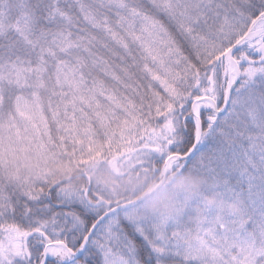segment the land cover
Returning a JSON list of instances; mask_svg holds the SVG:
<instances>
[{"label":"snow or ice","instance_id":"6c2138e0","mask_svg":"<svg viewBox=\"0 0 264 264\" xmlns=\"http://www.w3.org/2000/svg\"><path fill=\"white\" fill-rule=\"evenodd\" d=\"M17 153L191 171L240 211L142 214ZM0 264H264V0H0Z\"/></svg>","mask_w":264,"mask_h":264},{"label":"clouds","instance_id":"9594fccd","mask_svg":"<svg viewBox=\"0 0 264 264\" xmlns=\"http://www.w3.org/2000/svg\"><path fill=\"white\" fill-rule=\"evenodd\" d=\"M98 178L112 186L113 177L110 169H105ZM121 186L135 191L136 197L132 208L138 212L175 216L184 211V205L200 193L202 188L208 186V182L205 177L186 171L141 177L125 182ZM208 208H216L230 215L238 214L240 211L237 202L224 201L214 190L210 194L202 195L199 203L193 205L192 210L195 214H200Z\"/></svg>","mask_w":264,"mask_h":264},{"label":"rangeland","instance_id":"374dc122","mask_svg":"<svg viewBox=\"0 0 264 264\" xmlns=\"http://www.w3.org/2000/svg\"><path fill=\"white\" fill-rule=\"evenodd\" d=\"M8 158L10 160H13L17 165L21 166L22 169L30 168L32 170H39L42 172H46L49 176L55 179L63 180L76 176L78 178L72 179V182L76 185L83 184L87 186V180L85 179V177L79 176L80 174L85 173L93 180L92 181V183H94L92 185L93 191L98 193L99 196L103 197L104 200L107 199L106 198L107 195H109L111 198L114 199L117 197L116 189L113 188V186H109L103 180L98 178L99 175L105 169H110L111 174H113V172H117L119 174V171H124L127 173L125 178L115 181L120 185L121 188L120 190H124L126 188L121 186L125 182H129L134 179H139L141 177L149 176L148 174L142 172V169L139 166L135 165V163L132 160L126 159L124 157L117 159V158H113L108 154H105L102 159H94L91 162L84 165H78L74 162L70 163L67 160H62L60 158H40L33 154L17 153L15 155H9ZM93 171L94 173H92ZM158 174L159 173H156V175ZM211 191L213 190L209 186L202 188L200 193L194 196L187 205H184L183 212L190 209L191 212L195 214L192 210L193 205L199 203V200L202 195L210 194ZM126 192L128 193V195H132V198L136 197L135 191L129 190L127 188ZM120 193L125 194L122 193L121 191ZM133 210L137 211L135 208H133Z\"/></svg>","mask_w":264,"mask_h":264},{"label":"trees","instance_id":"16d2710c","mask_svg":"<svg viewBox=\"0 0 264 264\" xmlns=\"http://www.w3.org/2000/svg\"><path fill=\"white\" fill-rule=\"evenodd\" d=\"M94 171H95V169H94ZM94 171L92 173H94ZM142 172L148 174L149 176H154V175H156V173H158V172H154V171H145L143 169H142ZM126 174L127 173L124 172V171H119V174L117 172H113V174H111L112 177H113L112 186H113V188L116 189V196L117 197L114 199V198H111L109 195H107L106 198L108 200H121V201H129V202L135 201V198H132V195H128V193L126 192L127 188H125L124 190H120L121 189L120 185L115 182L116 180H120V179L125 178ZM79 176L80 177H85V179L87 180V185H89V182H90L91 186L94 184V183H92L93 180L88 175H86L85 173H82ZM74 178H78V177L73 176V177H71V180L74 179ZM63 180L67 181L68 178L67 179H63ZM120 191L122 193H125V194H121ZM107 199L105 201H108Z\"/></svg>","mask_w":264,"mask_h":264},{"label":"water","instance_id":"95a60500","mask_svg":"<svg viewBox=\"0 0 264 264\" xmlns=\"http://www.w3.org/2000/svg\"><path fill=\"white\" fill-rule=\"evenodd\" d=\"M89 184H90V182H89ZM134 202V201H133ZM133 202H131V203H133Z\"/></svg>","mask_w":264,"mask_h":264}]
</instances>
